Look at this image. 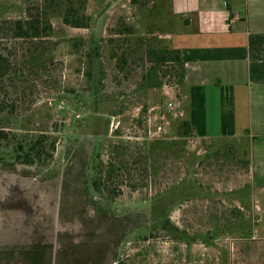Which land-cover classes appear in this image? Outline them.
Wrapping results in <instances>:
<instances>
[{"label": "rangeland", "instance_id": "obj_1", "mask_svg": "<svg viewBox=\"0 0 264 264\" xmlns=\"http://www.w3.org/2000/svg\"><path fill=\"white\" fill-rule=\"evenodd\" d=\"M47 2L0 0V21L45 17L52 28L32 60L0 31L12 68L0 82V264L26 254L28 264H230L229 233L248 226L219 223L244 215L230 202L245 154L178 135L162 107L172 65L143 54L158 49L145 32L156 1L86 0L87 28L64 25ZM151 108L168 125L149 137L162 122ZM41 136L35 164L13 160L21 138ZM96 202L114 216L95 215Z\"/></svg>", "mask_w": 264, "mask_h": 264}, {"label": "crops", "instance_id": "obj_2", "mask_svg": "<svg viewBox=\"0 0 264 264\" xmlns=\"http://www.w3.org/2000/svg\"><path fill=\"white\" fill-rule=\"evenodd\" d=\"M155 1L145 32L183 63L182 82L163 91L162 107L195 140L245 154V185L230 202L244 215L219 224L248 226L229 233L230 264H264V0Z\"/></svg>", "mask_w": 264, "mask_h": 264}, {"label": "trees", "instance_id": "obj_3", "mask_svg": "<svg viewBox=\"0 0 264 264\" xmlns=\"http://www.w3.org/2000/svg\"><path fill=\"white\" fill-rule=\"evenodd\" d=\"M47 3H58V13L60 14L62 23L71 28H87L90 18L84 13V6L86 0H47ZM63 8V9H62ZM8 30L12 40L20 41L23 46L26 45V55L29 53V59H37L41 56L38 50H36L34 41L46 39L51 31V24L45 17H30L18 20H2L0 21V31ZM41 43V42H39ZM33 48V49H31ZM144 59L151 64L169 63L171 66L170 79L175 80V84L178 85L183 79V63L181 61L180 53L178 50L172 49H145ZM24 55L21 60L25 59ZM10 64L6 59V56L0 54V82L4 79L5 75L11 71ZM167 74H163V77ZM161 85V84H160ZM177 133L182 138L192 136V130L189 124L185 121H180L177 125ZM6 133L0 128V146L4 140H6ZM46 137L41 136L39 138H21L14 148L13 160L18 163L35 164V161L40 158L43 144L46 141ZM96 179V178H95ZM93 179L91 187L94 193L101 194L98 182L99 179ZM94 206L95 215H107L114 216L109 210H106L104 206L96 202ZM96 217V216H94ZM111 232V231H110Z\"/></svg>", "mask_w": 264, "mask_h": 264}, {"label": "built area", "instance_id": "obj_4", "mask_svg": "<svg viewBox=\"0 0 264 264\" xmlns=\"http://www.w3.org/2000/svg\"><path fill=\"white\" fill-rule=\"evenodd\" d=\"M234 20H236V17H230L229 20H228V22L229 23H232ZM167 108L169 110H171L172 109V104L171 103H167ZM150 114L151 115L149 116V118H152V117L153 118H156V117H158L162 122L159 125H155L156 127H155V130L153 131L152 134L150 132V127L147 128V134H148L149 137L150 136H155L158 133H160L163 130V125L164 126L165 125H168V121L166 120V118H164V115L162 114V111H161L160 108L158 110H157V108H151L150 109ZM152 120H154V119H152ZM149 121L150 120L148 119V122Z\"/></svg>", "mask_w": 264, "mask_h": 264}, {"label": "flooded vegetation", "instance_id": "obj_5", "mask_svg": "<svg viewBox=\"0 0 264 264\" xmlns=\"http://www.w3.org/2000/svg\"><path fill=\"white\" fill-rule=\"evenodd\" d=\"M33 257V256H32ZM26 259L24 260V259H17L16 261H15V264H28L27 263V261L29 260V259H34L35 260V258L33 257V258H29L28 257V255L26 254V257H25Z\"/></svg>", "mask_w": 264, "mask_h": 264}]
</instances>
